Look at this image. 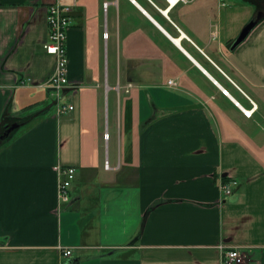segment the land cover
Wrapping results in <instances>:
<instances>
[{"label":"crops","instance_id":"crops-1","mask_svg":"<svg viewBox=\"0 0 264 264\" xmlns=\"http://www.w3.org/2000/svg\"><path fill=\"white\" fill-rule=\"evenodd\" d=\"M54 1L0 0V264H264V18L231 49L264 0H77L62 115Z\"/></svg>","mask_w":264,"mask_h":264},{"label":"built area","instance_id":"built-area-1","mask_svg":"<svg viewBox=\"0 0 264 264\" xmlns=\"http://www.w3.org/2000/svg\"><path fill=\"white\" fill-rule=\"evenodd\" d=\"M192 0H166L168 8L177 5L178 3L190 2ZM222 5H227L226 0H220ZM77 4V0H55L48 6L47 21L50 27L49 39L45 43V49L48 53L55 56V66L50 77L39 86L49 89L54 98V105L57 115L68 113L74 109L73 102L66 100L65 91L70 87L69 79V59L67 54V34L72 26V14ZM108 6V3H105ZM170 86L176 85L174 79H170ZM252 103L251 109H244L247 116H251L253 111L258 107L257 103L250 99ZM109 168V164H106ZM55 170L58 175V202L59 204L70 203L72 200L71 187L75 178L76 168L73 166H63L58 163L55 165ZM230 183L221 182L220 188L225 194L232 192ZM222 252V264H244L245 255L237 246H230L225 242L218 245ZM65 256H70L72 250L68 247L60 246Z\"/></svg>","mask_w":264,"mask_h":264},{"label":"water","instance_id":"water-1","mask_svg":"<svg viewBox=\"0 0 264 264\" xmlns=\"http://www.w3.org/2000/svg\"><path fill=\"white\" fill-rule=\"evenodd\" d=\"M262 18H264V10H260L257 12L256 16L254 18H252L241 30L240 34L238 35V37L233 41L232 45H231V49L234 50L242 41H244L246 39V37L249 35V33L252 31V29L259 23L260 20H262ZM216 81V80H215ZM217 82V81H216ZM220 85V84H219ZM220 87H222L220 85ZM222 89L228 93V91L222 87ZM19 124L18 123H14L11 125V127H9L7 129L6 135H8L13 129H15L16 127H18ZM4 137L2 136V139Z\"/></svg>","mask_w":264,"mask_h":264},{"label":"rangeland","instance_id":"rangeland-1","mask_svg":"<svg viewBox=\"0 0 264 264\" xmlns=\"http://www.w3.org/2000/svg\"><path fill=\"white\" fill-rule=\"evenodd\" d=\"M227 4H229V6H232V5H237V4H242V5H246V6H250L249 3L243 1V0H227ZM107 107H108V104H107ZM113 109H114V96L111 94L110 95V120H109V116H108V109H107V112H106V116H105V122H104V129L107 130L108 129V126L110 125L111 127L113 126V117H112V114H113ZM129 138H130V134H129ZM127 139V137H126ZM104 149H105V146H104Z\"/></svg>","mask_w":264,"mask_h":264},{"label":"trees","instance_id":"trees-1","mask_svg":"<svg viewBox=\"0 0 264 264\" xmlns=\"http://www.w3.org/2000/svg\"><path fill=\"white\" fill-rule=\"evenodd\" d=\"M1 141H2V139L0 138V144H1Z\"/></svg>","mask_w":264,"mask_h":264},{"label":"bare ground","instance_id":"bare-ground-1","mask_svg":"<svg viewBox=\"0 0 264 264\" xmlns=\"http://www.w3.org/2000/svg\"><path fill=\"white\" fill-rule=\"evenodd\" d=\"M249 110V109H248Z\"/></svg>","mask_w":264,"mask_h":264}]
</instances>
